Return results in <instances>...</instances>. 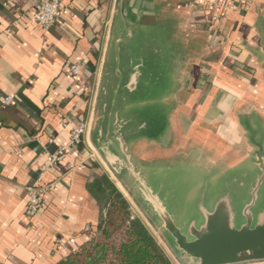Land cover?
<instances>
[{"label": "crops", "instance_id": "obj_1", "mask_svg": "<svg viewBox=\"0 0 264 264\" xmlns=\"http://www.w3.org/2000/svg\"><path fill=\"white\" fill-rule=\"evenodd\" d=\"M35 1L0 0V264H57L73 253L69 240L80 247L105 217L89 190L109 170L91 129L115 41L152 44L158 33L173 48L180 135L186 140L194 131L206 140L219 151L217 165L245 162L250 130L264 132V0L233 9L229 0H63L49 29L34 21ZM71 65L83 75L72 76ZM80 123L87 133L71 144ZM62 147L64 155L45 170L47 156ZM136 149L145 158L146 150ZM39 182L53 189L27 218L29 189Z\"/></svg>", "mask_w": 264, "mask_h": 264}, {"label": "water", "instance_id": "obj_2", "mask_svg": "<svg viewBox=\"0 0 264 264\" xmlns=\"http://www.w3.org/2000/svg\"><path fill=\"white\" fill-rule=\"evenodd\" d=\"M151 37L110 47L91 129L95 151L180 264L264 262V132L250 130L252 152L235 167L217 165L219 151L194 131L183 140L173 48Z\"/></svg>", "mask_w": 264, "mask_h": 264}, {"label": "trees", "instance_id": "obj_3", "mask_svg": "<svg viewBox=\"0 0 264 264\" xmlns=\"http://www.w3.org/2000/svg\"><path fill=\"white\" fill-rule=\"evenodd\" d=\"M84 79L90 84L91 78ZM89 190L105 209V217L78 251L57 264H172L114 182L102 175Z\"/></svg>", "mask_w": 264, "mask_h": 264}, {"label": "built area", "instance_id": "obj_4", "mask_svg": "<svg viewBox=\"0 0 264 264\" xmlns=\"http://www.w3.org/2000/svg\"><path fill=\"white\" fill-rule=\"evenodd\" d=\"M246 0H229L227 9H233L239 3L245 2ZM63 0H36L33 5V19L34 21L44 29H49L54 26L56 20L58 18V14L60 11V7ZM212 8H218L217 4H211ZM69 73L79 78L82 75V67L80 65H71L69 67ZM85 88V87H83ZM11 98L5 99V103H11ZM87 133V126L85 123H80L71 133L70 135V143L77 145L82 141V137ZM65 153V148H60L53 155H49L46 158L45 162V170H50L55 167L57 162L61 159V157ZM42 176V175H41ZM53 189V184H42L41 182L37 183L33 187L29 189V200L28 207L26 210L27 218H35L41 209V205L43 202V196L48 191ZM68 244L73 248L72 252L78 251L79 247L76 245L74 240H69Z\"/></svg>", "mask_w": 264, "mask_h": 264}, {"label": "rangeland", "instance_id": "obj_5", "mask_svg": "<svg viewBox=\"0 0 264 264\" xmlns=\"http://www.w3.org/2000/svg\"><path fill=\"white\" fill-rule=\"evenodd\" d=\"M107 177L114 182L118 188H121V186L119 185V183L116 181V179L114 178V176L112 175V173H110L109 170H107ZM192 177L194 178L195 175H192ZM191 178V175H186V178H184L183 181V185L185 187L186 184L189 183ZM123 191V190H122ZM124 194L126 195V197L128 198V200L130 201L131 204V211L132 214L134 216H137L140 218V220L149 228V230L151 231V233L154 235L156 241L158 242V244L160 245V247L164 250V252L166 253L167 257L169 258V260L171 261L172 264H180L179 261L176 259V257L170 252L169 248L167 247V245L165 244V242L163 241L162 237L158 234V232L152 227V225L146 220L145 216L142 214V212L139 210V208L133 203V201H131L130 197L126 194V192L124 191ZM180 202V200H179ZM177 202V203H179ZM177 205L176 207L172 205L169 206V208L173 209V210H177L178 209ZM253 264H264V262H260V263H253Z\"/></svg>", "mask_w": 264, "mask_h": 264}]
</instances>
